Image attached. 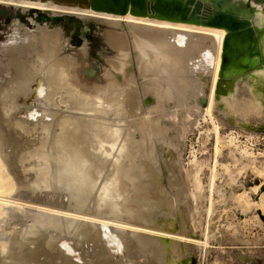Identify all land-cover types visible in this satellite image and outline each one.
I'll return each instance as SVG.
<instances>
[{
  "label": "bare ground",
  "instance_id": "bare-ground-1",
  "mask_svg": "<svg viewBox=\"0 0 264 264\" xmlns=\"http://www.w3.org/2000/svg\"><path fill=\"white\" fill-rule=\"evenodd\" d=\"M154 1L143 0L135 8L125 0H73L68 5L62 0H0L23 12L101 21L110 28L104 39L115 53L106 62L104 85L92 88L79 82L80 64L62 57L60 30L30 32L15 23L10 38L0 43V215L14 205L34 210L30 225L0 241V264H16L23 252L29 253L24 242L35 240L47 251L40 256H48V264H72L64 251L80 245L95 256L85 264H180L177 242L207 244L183 234L188 229L185 211L168 196L181 190L180 167L169 156L168 132L146 117L164 111L172 94L179 106L194 104L202 122L212 125L216 166L223 145L214 108L230 126L264 121V14L250 0H221L223 11L247 18L259 34H233L224 45L227 31L200 21L214 10L213 0H194L202 5L199 21L162 16L151 10ZM121 6L124 14L106 9ZM223 54L228 62L221 69ZM129 66L135 73H127ZM45 85L48 91L39 94ZM29 99L37 109L25 114ZM143 99L154 106L143 109ZM229 143L227 160L251 159L233 139ZM17 188L27 191L29 199L49 191L63 202L22 203L14 195ZM116 250H127L129 256L117 259ZM32 257H26L30 263Z\"/></svg>",
  "mask_w": 264,
  "mask_h": 264
},
{
  "label": "rangeland",
  "instance_id": "rangeland-1",
  "mask_svg": "<svg viewBox=\"0 0 264 264\" xmlns=\"http://www.w3.org/2000/svg\"><path fill=\"white\" fill-rule=\"evenodd\" d=\"M250 1L251 5L258 4L256 6L258 12L264 14L262 0ZM15 23L30 32H38L41 27L49 30H60V34L62 33L61 39L63 38L64 43L63 49L61 48V55L62 57L69 55L68 58L80 64V69L76 70L79 82L92 88L100 87L98 85L100 83V85H104L103 72L107 68L106 62L115 57V53L104 39L105 32L110 29L107 24L105 25V23L93 19L84 20L77 15L50 16L39 10L31 9L28 12H23L21 9L0 5L1 44L10 38L11 30L17 26ZM76 59L78 60L76 61ZM133 69L134 66H129L127 73H135V69ZM86 70H90L92 73L87 74L84 72ZM138 79L137 77V81ZM42 88L43 92L38 91L41 95L48 91L46 85ZM171 96L169 102H166L164 111L160 110L157 114L152 111L151 115L149 114L146 118H153L159 126L161 125L160 127L163 130L165 128L168 132L172 144L169 156L175 159L178 167H180L181 190L176 195L168 194V196L173 205L183 207L187 228H189L190 234L193 235L192 238L195 237L194 240L207 242L203 246L185 242L192 244V256L191 254L185 257L181 256L180 260H187V264H264V202L260 201L264 197V192L261 194V187L264 185V121L246 122L244 125L252 124L250 128H241L238 124L230 126L220 120V112L217 107L214 108L215 116L213 114V118L219 124L221 144L223 145V147H220V154H218L220 156L216 159L217 163L214 166L215 138L211 123L208 120L202 122L201 112L193 107L194 104L179 106L177 96L174 94ZM33 97L36 99V96ZM57 98L58 96H55V101ZM28 101L31 105L28 106L29 110H26L25 114H30L37 109L36 103H32L30 99ZM153 103L145 104L143 99L142 107L143 109H145V106L151 108L154 106ZM54 109L63 111L59 107H54ZM230 139H233V143L238 147L240 146L241 150H247L249 154L247 158H251L249 161L244 158L242 163L239 160L234 164L225 158L227 153H230L228 148L231 150L233 146L229 143ZM193 156L195 159L192 158ZM194 160L198 164L194 163ZM190 162L193 164L191 165ZM200 163L201 165H199ZM194 164L197 166H194ZM212 168L215 175L213 174L214 179L211 182ZM196 182L200 184L196 185ZM260 183L261 187L258 192H252L253 187ZM210 191L211 195H209ZM27 193L24 189L17 188L14 195L22 203L30 204L49 201V203L58 205L59 202L57 201L61 200L58 198V194L54 192L47 191L35 194L30 199L27 198ZM62 202L61 200L60 203ZM20 207L14 205L12 210L6 209L0 215V241L9 236L10 231H19L27 224H31L30 216L34 210L27 207H21V209ZM208 209L209 213L207 212ZM109 233L112 236H119L112 230ZM105 234L108 233L105 232ZM24 243L28 246L29 253L25 255V252H23L24 254L20 257L21 260L17 259L16 264H48L50 262L48 256L44 255L47 260L40 256L43 252H47L42 249L40 242L35 240ZM70 245L72 246V243ZM114 245L113 248L116 247ZM81 246L87 248L85 245L78 246L80 249L73 247L79 251L73 249L74 255H72V251L71 253L64 251V254L71 258L72 264H85V261L91 262L87 258L95 257L93 253L88 252L89 248L82 250ZM115 252L117 253L115 255L117 259L121 257L125 260L129 256L127 250L123 252L116 250ZM84 254H86V257ZM25 256L27 258L33 256L31 259L34 260L36 257L39 261L35 260L37 262L34 263L35 261L32 260L33 263H30ZM74 256H77L76 259ZM80 259H82V262H80ZM144 260L145 257H139L138 259L140 262Z\"/></svg>",
  "mask_w": 264,
  "mask_h": 264
},
{
  "label": "water",
  "instance_id": "water-1",
  "mask_svg": "<svg viewBox=\"0 0 264 264\" xmlns=\"http://www.w3.org/2000/svg\"><path fill=\"white\" fill-rule=\"evenodd\" d=\"M64 4H71L73 0H62ZM105 1V0H103ZM112 3L116 4L118 0H110ZM126 2H130L131 6L141 8L143 3V0H125ZM84 4V1L82 2V5ZM212 4L214 6V10L209 15H204V18L200 20L201 16L199 17L198 13L201 11L202 5L199 3V1L194 0H186L185 2H182L180 0H155L154 4L151 5V10L162 15V16H168V17H178L181 21H185L187 19L189 20H197L201 21V23L208 27L213 28H220L225 29L228 33V35L225 37L224 45L227 43L226 41L231 37L233 34L246 32L249 35H254L258 37V32L253 30V26L250 23V20L247 18H238L235 15H233L229 11H223L221 9V0H213ZM193 5V7L190 9L189 6ZM108 12H118L119 14L125 13V7L121 6L119 9L114 8H106ZM228 62V58L225 54L221 57V69H223ZM261 63L264 64V60H260ZM242 69L245 68V66L241 65ZM221 80V79H220ZM200 105H205V99L201 98L199 100ZM220 120H224L219 115ZM251 125H240L241 128H250ZM261 191H264V185L261 187ZM178 232V231H177ZM185 236H192L190 234V230L188 228L187 232L183 233ZM195 238V237H194ZM178 246L181 250V256H187L188 254H191L192 256V244L185 243V242H177ZM180 264H187V260H182Z\"/></svg>",
  "mask_w": 264,
  "mask_h": 264
},
{
  "label": "flooded vegetation",
  "instance_id": "flooded-vegetation-1",
  "mask_svg": "<svg viewBox=\"0 0 264 264\" xmlns=\"http://www.w3.org/2000/svg\"><path fill=\"white\" fill-rule=\"evenodd\" d=\"M263 1V3H264V0H262ZM257 6V5H256ZM258 8V7H257Z\"/></svg>",
  "mask_w": 264,
  "mask_h": 264
}]
</instances>
